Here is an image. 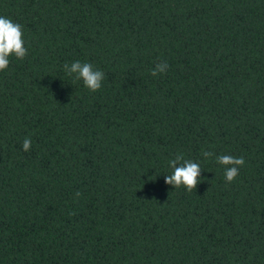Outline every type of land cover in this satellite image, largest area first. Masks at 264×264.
Wrapping results in <instances>:
<instances>
[{"label":"trees","instance_id":"1","mask_svg":"<svg viewBox=\"0 0 264 264\" xmlns=\"http://www.w3.org/2000/svg\"><path fill=\"white\" fill-rule=\"evenodd\" d=\"M0 16L28 49L0 71V264H264V0H0ZM180 154L201 167L191 192L165 183ZM220 155L245 160L231 183Z\"/></svg>","mask_w":264,"mask_h":264},{"label":"clouds","instance_id":"2","mask_svg":"<svg viewBox=\"0 0 264 264\" xmlns=\"http://www.w3.org/2000/svg\"><path fill=\"white\" fill-rule=\"evenodd\" d=\"M23 35V29L19 23H14L10 18L0 16V71L8 68L11 56L23 59L27 55L28 49L24 46ZM168 67L166 62H161L151 71V75L157 76L158 74L166 73ZM64 69L75 80H82L84 86L91 92L98 91L102 86L104 73L100 70H95L90 63L75 61L70 65L65 64ZM22 146L24 151H29L31 140L25 138ZM202 155L205 158H210L214 153L204 151ZM183 158L184 155L180 154L176 160L168 161L173 171L171 175L165 176V183L172 185L174 188L184 187L191 192L194 189L196 190L197 185L201 183V167L199 163ZM177 161H182L181 167H175ZM216 162L225 167V179L228 183L235 180L239 174V167L245 164L243 157L237 158L231 155H220L216 157Z\"/></svg>","mask_w":264,"mask_h":264}]
</instances>
